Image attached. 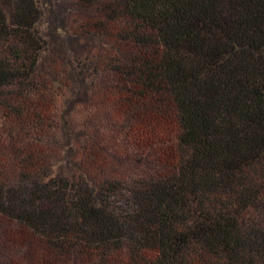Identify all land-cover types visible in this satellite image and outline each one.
<instances>
[{
    "label": "trees",
    "instance_id": "16d2710c",
    "mask_svg": "<svg viewBox=\"0 0 264 264\" xmlns=\"http://www.w3.org/2000/svg\"><path fill=\"white\" fill-rule=\"evenodd\" d=\"M100 37L75 157L37 74L38 0H0V264H264V0H71Z\"/></svg>",
    "mask_w": 264,
    "mask_h": 264
},
{
    "label": "rangeland",
    "instance_id": "374dc122",
    "mask_svg": "<svg viewBox=\"0 0 264 264\" xmlns=\"http://www.w3.org/2000/svg\"><path fill=\"white\" fill-rule=\"evenodd\" d=\"M43 18L36 26L37 34L46 42L37 66V74L48 76L64 98L60 131L50 140L58 146L62 156L56 161L49 179L83 176L75 151L85 137V124L71 114L78 104L88 100L93 83V69L97 52L110 48L100 37L72 35L67 22L75 9L71 0H38Z\"/></svg>",
    "mask_w": 264,
    "mask_h": 264
}]
</instances>
